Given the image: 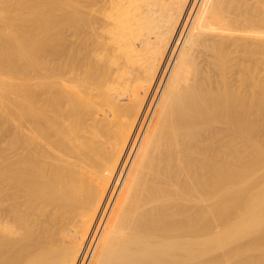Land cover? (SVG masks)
Segmentation results:
<instances>
[{
    "label": "bare ground",
    "instance_id": "6f19581e",
    "mask_svg": "<svg viewBox=\"0 0 264 264\" xmlns=\"http://www.w3.org/2000/svg\"><path fill=\"white\" fill-rule=\"evenodd\" d=\"M259 131L264 0H0V264H264Z\"/></svg>",
    "mask_w": 264,
    "mask_h": 264
},
{
    "label": "rangeland",
    "instance_id": "374dc122",
    "mask_svg": "<svg viewBox=\"0 0 264 264\" xmlns=\"http://www.w3.org/2000/svg\"><path fill=\"white\" fill-rule=\"evenodd\" d=\"M17 99H19L18 100V102H20L21 103V105H20V107L18 108L19 110V112H20V114H19V116H18V119H17V125H19L18 126V131L16 132V133H14V135L13 136H11L10 138H8L7 140L8 141H23V134H25L26 135V133L25 132H27L25 129H24V132H22V130H21V128H20V126H22L23 127V122L25 121V115H24V110H25V106H24V104H23V102H24V95L23 94H19L18 95V97H16ZM17 99H16V101H17ZM15 123V122H14ZM15 125H16V123H15ZM255 140H258V141H253V147H252V150H253V157H256L257 155L256 154H258V151H257V149H264V134L262 133V131H259L258 132V134L257 135H255ZM260 149V150H261ZM259 150V151H260ZM255 151V152H254ZM252 171L254 172H257V173H255V176H254V174H252ZM263 171V170H262ZM262 171H260V170H258V171H256V170H251L250 171V173L252 174L251 176H254V177H252L251 178V176H249L247 179H244L243 181H247L248 179V185L250 186L249 188H252L251 189V193H250V195H248V197H246V198H250V196H256L257 195V193H258V195H259V193L260 194H262L263 193V190H264V171L262 172ZM249 173V174H250ZM263 182V183H262ZM262 183V184H261ZM241 184H242V182H241ZM240 184V185H241ZM243 185V184H242ZM258 185V186H257ZM255 186V187H254ZM261 186V187H260ZM259 187V188H258ZM258 189H260L259 191H258ZM262 189V190H261ZM256 190V191H255ZM262 192V193H261ZM253 193V194H252ZM249 194V193H248ZM251 199H252V197H251ZM246 201H247V199H245ZM248 203V204H247ZM250 203H252L251 201H250ZM248 205V207H245L244 208V210L242 211L243 213L240 215L239 214V216L238 217H240V218H238V217H235L237 220H235V222L236 221H238V223L240 222L241 223V221H239V219L241 220L243 217H246V216H248L249 215V211L251 210V204L249 205V202H246V206ZM251 206V207H250ZM250 207V208H249ZM248 210V211H247ZM242 217V218H241ZM234 218V219H235ZM234 221V220H233ZM230 222L227 226L229 227H232V226H235V222ZM232 223V224H231ZM239 223V224H240ZM234 224V225H233ZM236 224H237V222H236ZM238 224V225H239ZM232 225V226H231ZM227 226H225V227H227ZM223 228V229H226V228ZM222 229V230H223ZM243 241H246V239L245 240H243ZM243 241H241L243 244H246L247 243V241H246V243H244ZM240 242V243H241ZM239 243V242H238ZM237 243V244H238ZM234 245V246H239V245ZM242 244V245H243ZM234 246H233V248H234ZM230 248H231V246H230ZM229 248V249H230ZM225 251H228V249H227V247H226V249H225ZM213 252H214V250H213ZM212 251L210 252V253H208L209 255V258H207L208 260H207V263L206 264H217L219 261H222V257H223V251L221 252L220 251V254H219V250H218V254H217V251H215L214 253H213ZM212 256V257H211ZM252 257H253V260L254 261H259L258 260V257H261V256H259V251L257 252H253L252 253ZM238 261V260H237ZM233 264H234V262L236 263V259H234L233 261Z\"/></svg>",
    "mask_w": 264,
    "mask_h": 264
}]
</instances>
